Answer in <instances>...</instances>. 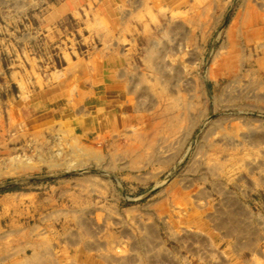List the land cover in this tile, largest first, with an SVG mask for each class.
Returning a JSON list of instances; mask_svg holds the SVG:
<instances>
[{
  "label": "rangeland",
  "instance_id": "374dc122",
  "mask_svg": "<svg viewBox=\"0 0 264 264\" xmlns=\"http://www.w3.org/2000/svg\"><path fill=\"white\" fill-rule=\"evenodd\" d=\"M0 264H264V0H0Z\"/></svg>",
  "mask_w": 264,
  "mask_h": 264
},
{
  "label": "bare ground",
  "instance_id": "6f19581e",
  "mask_svg": "<svg viewBox=\"0 0 264 264\" xmlns=\"http://www.w3.org/2000/svg\"><path fill=\"white\" fill-rule=\"evenodd\" d=\"M61 150H62V149H61ZM55 155H56V154H55ZM23 157H24V156H23ZM40 159H41V158H40ZM71 160H73V159L71 158ZM65 161H66V160H65ZM65 161H64V162H65ZM68 161H69V160H68ZM75 161H76V160H74L73 162L75 163ZM61 162H63V161H61ZM61 162H60V163L58 162V163L60 164V166H61V164H62ZM64 162H63V163H64ZM76 162H77V161H76ZM18 163H19V161H18ZM56 163H57V162H56ZM83 163H84V162H83ZM64 164H65L66 166L69 167L72 163H71V162H70V163L68 162V163H64ZM64 164H62V165H64ZM20 165H22V164H20ZM51 165H52V163H51ZM27 166H28V165H27ZM13 169H14V168H13Z\"/></svg>",
  "mask_w": 264,
  "mask_h": 264
}]
</instances>
